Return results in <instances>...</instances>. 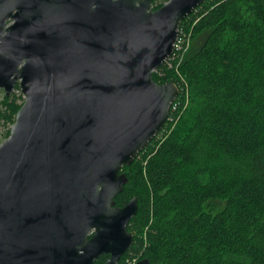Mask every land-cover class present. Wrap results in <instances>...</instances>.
<instances>
[{
    "label": "water",
    "instance_id": "obj_1",
    "mask_svg": "<svg viewBox=\"0 0 264 264\" xmlns=\"http://www.w3.org/2000/svg\"><path fill=\"white\" fill-rule=\"evenodd\" d=\"M204 1L0 0V89L24 97L0 144V264L129 249L138 204L116 206L120 170L166 124L178 88L152 73Z\"/></svg>",
    "mask_w": 264,
    "mask_h": 264
},
{
    "label": "trees",
    "instance_id": "obj_2",
    "mask_svg": "<svg viewBox=\"0 0 264 264\" xmlns=\"http://www.w3.org/2000/svg\"><path fill=\"white\" fill-rule=\"evenodd\" d=\"M183 28L190 104L120 170L128 182L116 206L138 204L130 258L264 264V0H205ZM152 78L176 83L163 66ZM21 105L4 95L0 121L13 125Z\"/></svg>",
    "mask_w": 264,
    "mask_h": 264
},
{
    "label": "built area",
    "instance_id": "obj_3",
    "mask_svg": "<svg viewBox=\"0 0 264 264\" xmlns=\"http://www.w3.org/2000/svg\"><path fill=\"white\" fill-rule=\"evenodd\" d=\"M189 46H190V33L187 32L184 28L179 29L177 39L173 45V52L171 56L167 58L166 61L162 64L164 69L174 71L176 73V76L177 75L180 76V66L182 64V61L184 60V57L186 55V52L188 51ZM156 70H154L153 72H155ZM177 79L178 80H176L175 84L178 88V96L174 101V103L171 105L167 120H172L173 115L176 114V112L181 108L185 97L184 87H183L185 82L181 77L180 78L177 77ZM13 91H15L16 94H19L18 90H13ZM130 264H134V263L132 262Z\"/></svg>",
    "mask_w": 264,
    "mask_h": 264
},
{
    "label": "rangeland",
    "instance_id": "obj_4",
    "mask_svg": "<svg viewBox=\"0 0 264 264\" xmlns=\"http://www.w3.org/2000/svg\"><path fill=\"white\" fill-rule=\"evenodd\" d=\"M158 2H162V0H158ZM194 25V23L192 24V26ZM189 28V26H187ZM173 72V75L174 77L177 79L178 78H182L183 81L185 82L183 87H184V93H185V97H184V100H183V104L181 106V108L176 112V114L173 115V118L172 120H168L169 123H170V129L169 131L174 127V125L177 123V121L181 118V116L184 114L185 110L188 108L189 104H190V86L187 82V78L186 76L181 73L180 71V76H176V73L174 71ZM14 90H18L19 91V94H16L15 91H12L11 95L14 94V98L16 99V103L17 104H22L23 103V95L18 87V89L15 87ZM4 91L2 89H0V101L3 99V96H4ZM12 125H10L9 123H4L3 120L0 121V142L2 143L4 141V138H5V133L11 128ZM134 263V259L133 258H128V260L125 261L124 264H130V263Z\"/></svg>",
    "mask_w": 264,
    "mask_h": 264
},
{
    "label": "flooded vegetation",
    "instance_id": "obj_5",
    "mask_svg": "<svg viewBox=\"0 0 264 264\" xmlns=\"http://www.w3.org/2000/svg\"><path fill=\"white\" fill-rule=\"evenodd\" d=\"M128 231V230H127ZM131 233V232H130ZM132 234V233H131ZM91 236V235H90ZM89 236V237H90ZM133 236V235H132ZM132 246V245H131ZM130 246V247H131ZM130 247H129V249L126 251V252H124L121 256H120V258H119V260L117 261V263L116 264H121L123 261H126V260H128V258H129V256L131 257L132 255H131V252H130ZM110 257H111V254H102V255H100L97 259H95L94 261H93V264H104L107 260H109L110 259ZM134 259V264H136V263H138V262H140V261H145V260H147V259H145V258H142V259H137V258H133ZM149 263V262H148Z\"/></svg>",
    "mask_w": 264,
    "mask_h": 264
}]
</instances>
